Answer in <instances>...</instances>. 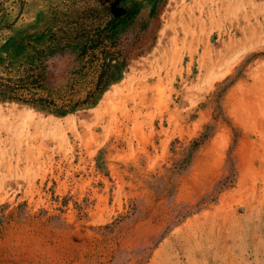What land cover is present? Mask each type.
<instances>
[{
  "label": "rangeland",
  "instance_id": "1",
  "mask_svg": "<svg viewBox=\"0 0 264 264\" xmlns=\"http://www.w3.org/2000/svg\"><path fill=\"white\" fill-rule=\"evenodd\" d=\"M0 83V264H264V0H0Z\"/></svg>",
  "mask_w": 264,
  "mask_h": 264
},
{
  "label": "trees",
  "instance_id": "2",
  "mask_svg": "<svg viewBox=\"0 0 264 264\" xmlns=\"http://www.w3.org/2000/svg\"><path fill=\"white\" fill-rule=\"evenodd\" d=\"M49 31V29H48ZM41 32L38 35V39L45 38V40H48L49 43L52 44L51 49L54 50H64L70 48H76L77 43H73V41H70V37H67L68 35L66 34L67 32L65 30H60L59 35L61 36L64 35V37H61L59 35H55L53 32ZM34 35L33 37H35ZM32 37V38H33ZM92 47L94 45H91ZM86 46L82 48L80 51L79 55L83 54L85 52ZM69 50V49H68ZM118 57L121 59L119 60ZM125 62L122 60V57L120 53L117 52L116 55H108L106 58L103 59L101 63V69L99 73L97 74L95 86L97 90H101L107 83L108 81H112L113 79L117 78L119 75L120 69L124 67ZM23 86H4L0 83V99H19L24 102L30 103L32 105L38 106L39 108L43 109H48L52 112L55 113H60L63 114L68 110H71L73 105L70 104H59L56 105L54 100L52 98H49L48 95H38L35 92L30 93V91H27L23 96L22 95H17V92H22V90H26L27 87L22 88ZM27 95V96H25ZM21 96V97H20ZM66 106V107H65Z\"/></svg>",
  "mask_w": 264,
  "mask_h": 264
}]
</instances>
